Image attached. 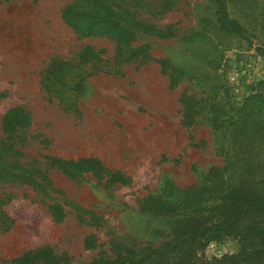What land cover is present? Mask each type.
<instances>
[{
  "label": "rangeland",
  "instance_id": "374dc122",
  "mask_svg": "<svg viewBox=\"0 0 264 264\" xmlns=\"http://www.w3.org/2000/svg\"><path fill=\"white\" fill-rule=\"evenodd\" d=\"M223 1L240 33L219 26L213 0H116L173 29L167 37L127 29L121 40L75 32L62 18L72 0H0V138L20 151L12 158L0 148V167L19 174L0 178V264L44 246L62 264L164 244L178 258L179 238L225 218L230 185L264 178V0ZM181 92L200 102L188 125ZM13 106L29 124L8 139L1 120ZM85 156L129 182L49 163ZM148 195L181 211L142 212ZM244 224L263 226L264 217L247 215ZM240 244L237 233L215 238L190 264H264L261 239L218 261Z\"/></svg>",
  "mask_w": 264,
  "mask_h": 264
},
{
  "label": "trees",
  "instance_id": "16d2710c",
  "mask_svg": "<svg viewBox=\"0 0 264 264\" xmlns=\"http://www.w3.org/2000/svg\"><path fill=\"white\" fill-rule=\"evenodd\" d=\"M215 6L216 20L219 26L226 30L236 33L241 32L239 24L228 16L223 0H213ZM62 18L75 32L81 35L94 33H107L116 36L118 39L127 40L131 37L129 29H137L143 33L151 34L157 37H167L173 35V29L170 25L158 27L153 23L145 22L139 19L132 10V16L129 10L119 5L116 0H72L67 4L62 12ZM128 29V30H127ZM161 70L165 72L167 67L166 60H159ZM175 79L170 77L172 85ZM264 83V82H263ZM257 98V94L250 96ZM179 102L183 108V123L188 125L192 122L193 114H197L200 109V102L195 97L186 92H181ZM249 106L246 104L245 107ZM214 115H220L222 112L217 107H212ZM2 127L8 139H13L19 130L27 127L29 124L28 113L20 106L8 108L2 116ZM0 138V148L12 158L17 157L20 151L15 147V141L8 143ZM17 161V160H14ZM49 163L61 171L72 175L71 171H89L96 177H106L110 182L127 183L130 178L120 170L110 169L94 156H85L77 159H62L59 157H49ZM18 163L15 162V167ZM264 176V167L262 168ZM0 178L13 180L19 178L12 168L0 167ZM264 178L259 181L246 180L235 185H230L223 196L221 204L222 213L225 218L214 224L199 226L189 232L185 238H179L178 244L181 256L177 258L175 248H169L168 244L158 247L146 246L138 252L120 253L112 258H96L89 264H182V259H188L185 264L192 262V257L196 250L204 246L215 238L224 235L237 233L240 236L241 244L238 252L230 255H224L218 261L238 259L244 255V246L253 245L256 239L264 241V225H245L244 220L247 215L257 214L264 217ZM138 209L142 212L163 211L169 213L180 212V208L165 199L155 195L143 197ZM244 227L243 230H240ZM246 241V243H245ZM242 255V256H241ZM170 258L173 262L170 261ZM13 264H62L50 247L44 246L38 249H30L22 252L12 259Z\"/></svg>",
  "mask_w": 264,
  "mask_h": 264
}]
</instances>
